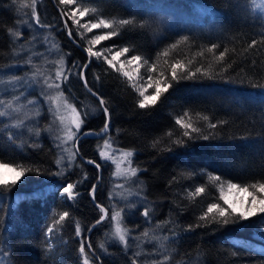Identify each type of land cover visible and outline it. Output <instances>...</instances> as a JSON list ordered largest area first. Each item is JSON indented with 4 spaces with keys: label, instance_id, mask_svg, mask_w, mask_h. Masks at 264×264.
Returning a JSON list of instances; mask_svg holds the SVG:
<instances>
[{
    "label": "trees",
    "instance_id": "16d2710c",
    "mask_svg": "<svg viewBox=\"0 0 264 264\" xmlns=\"http://www.w3.org/2000/svg\"><path fill=\"white\" fill-rule=\"evenodd\" d=\"M21 3L22 0H0V95L4 94V78H10L14 71L33 69L38 59L35 49L40 46L37 40L46 36L65 57V70H71L69 80L61 85L65 96L82 114L87 113L80 133L100 132L108 118L98 99L81 82L79 67L73 64L86 63L88 55L84 49L89 46L88 40L111 29H93L82 39L77 26L63 17L72 38L79 43L77 46L68 37L60 14L62 9L68 11L74 6L65 8L59 5V0H38L41 23L51 25L42 28L31 18V9L22 8ZM77 3L82 8L97 7L108 19L135 17L138 21L135 26L120 28L119 35L102 41L95 46L96 50L128 46L133 51L127 56L137 54L149 64L156 63L157 72L164 71L169 79L170 64L177 60L187 66L186 70L195 71L198 67L210 70L214 78L198 73L195 79L173 81L156 105L141 109L138 93L127 78L109 68L103 59L93 57L85 75L89 87L107 101L111 114L109 128L101 135H82L77 147L80 156L86 159L77 155L65 170L56 164L59 148L46 128L51 116L42 97L41 117L35 122L13 127L11 116L0 117V159L38 169L27 173L10 191L0 188V253H7L4 256L8 264H82L78 249L81 239H87L101 264H132L133 258L139 264H153L163 255L172 257L168 264H264V214L228 224L210 222L212 214L209 221L199 220L210 203L227 207L219 199L218 183L211 182L210 175L242 185L264 181V88L256 86L264 84V44L241 54L251 40H261L264 15L254 9L251 0H77ZM99 15L90 13L81 18V23L96 20ZM9 28L20 31L22 36L14 39ZM185 36L186 43L169 48ZM213 44L219 47L209 53L207 49ZM225 48L229 49L225 60L217 63L215 57ZM166 49L167 57L163 56ZM29 58L33 63H27ZM229 64L231 67H227ZM140 74L143 80L139 83H143L150 74L148 65L140 68ZM152 91L150 88L148 94ZM0 99L6 101L7 97ZM185 112L204 134L211 133L209 139L184 138L185 146L171 144L183 132L175 121ZM203 116L209 117L217 128L209 129V121H204ZM168 131L174 133L171 138L165 135ZM103 135L113 145L132 149V165L140 169L133 177L137 191L128 190L127 200L115 204L117 209L124 210V224L130 229L128 248L108 239L106 220L87 232L101 215L97 204L109 208L110 213L113 207L107 182L111 167L99 156ZM157 139L161 143L153 147ZM168 147L172 151L165 150ZM88 160L101 165L100 174ZM61 171L62 175H56ZM68 183H77L79 195L75 200L61 195V188ZM94 184L95 200L90 195ZM201 185L205 191L190 197L189 192ZM145 207L151 209L147 220L142 215ZM63 211H68L70 217L49 236L47 228ZM76 221L85 230L79 237L75 233ZM197 223L206 226L188 230L189 225ZM145 229L149 237L141 235ZM101 242L107 251L99 247ZM88 251L93 263L98 264ZM135 252L141 255L134 257Z\"/></svg>",
    "mask_w": 264,
    "mask_h": 264
},
{
    "label": "snow or ice",
    "instance_id": "6c2138e0",
    "mask_svg": "<svg viewBox=\"0 0 264 264\" xmlns=\"http://www.w3.org/2000/svg\"><path fill=\"white\" fill-rule=\"evenodd\" d=\"M37 4L38 0H22L21 7L22 8H30L31 18L35 21L36 25H39L42 28H50L51 25L42 24L40 21L39 14L37 12ZM251 4L253 5L254 9L259 10V12L264 15V0H251ZM59 5L64 6L65 8L71 7L68 11L61 10V16L67 17L68 20H71L74 25L77 26L78 34L81 38H84V34L86 32H92L93 29H111L110 31L104 32L103 34H98L93 36L91 39L88 40V47L84 49V51L88 55V61L80 66L73 64V67H79V72L77 73L79 78L83 81L84 87L88 89V92L91 93L93 96H96L99 100V106L102 108L103 113L106 118H108L101 129V132H107L109 128L110 120V111L109 107L107 106V101L102 97L99 96L97 92H94L91 87H89L88 80L86 78L85 72L89 67V64L92 61V58L95 57L97 60L103 59V61L111 68L112 70L121 73L123 77L127 78L129 85L138 93V107L141 109H146L151 106L156 105L161 97L166 93L169 88L173 86L172 82H179L181 79H195L197 74H201L203 76L208 77L209 79L214 78L212 72L207 69H203L202 67H198L195 71H191L190 69L186 70V65L180 61H174L170 64V79L168 75L164 71L157 72V64L152 63L149 64V61L143 58L141 55L133 54L131 56H127L130 51H133L132 48L128 46L120 47L116 49V46H111L106 49L101 50H94L96 45H99L102 41L108 40L120 34L119 29L125 26L133 25L135 26L138 21L135 17L132 18H116L113 17L112 19L105 18L102 11L99 10L97 7H81L80 4L77 3V0H59ZM100 13L99 18L96 20H89L85 23H81V18L86 17L90 13L97 14ZM140 27H143V22H139ZM119 26V27H118ZM65 28H68L67 20H65ZM79 29H84V32H79ZM9 35L14 39H18L22 36V33L18 30H14L12 28L8 29ZM68 35L71 36L72 32L71 29L68 30ZM188 37H182L181 41H177L175 44L169 46L170 49H175L181 42H187ZM264 44V32L261 33V40L257 41L256 39L251 40L248 44L247 48L243 50L241 53L249 52L251 49H256L258 45ZM53 48L56 47L55 44L52 45ZM219 47L217 44H213L210 48L207 49L209 53H214L215 50ZM115 49V50H114ZM235 52V49H232ZM229 52V49L225 48L223 51L220 52L219 56L215 57V61L217 63L223 62L225 60L226 54ZM107 53V54H105ZM169 55V51L166 49L163 51V56L167 57ZM203 55V52L200 53ZM110 57V58H109ZM124 57V59H121ZM159 58V54H158ZM31 58L28 59L27 63H31ZM56 66L55 68V75L54 77L45 75L39 68L33 73V75H41L44 76V84L47 86L48 89H56L57 91L47 97L48 101H50L53 107L49 108L50 112H53L55 118L60 122L62 126V136L58 137L60 140L61 145H68L71 144V147L64 148L63 151L67 153V159L69 161L68 166L71 167L73 161H75L77 155L79 154V148L77 144L79 142V134L81 131L82 126L85 124V117L87 113H81V111L72 103L69 102L67 97H65L64 91L61 88V85L66 83L69 80V76L71 75V70H65V57L62 55L60 58L53 62ZM165 63L167 64L168 61L166 60ZM192 61H189L191 64ZM255 65V61L252 62ZM135 65L134 68L131 66ZM148 65L149 75L147 76V80L143 83H139L140 80H143V76L140 74V68ZM211 67V66H209ZM227 67H231L229 64ZM130 69V70H129ZM179 70V71H178ZM227 68L223 69L226 71ZM186 74H183L185 73ZM18 79V78H14ZM97 80L100 79L99 76L96 77ZM257 87L264 88V84H258ZM153 89V91L148 94L149 89ZM19 97L13 98V100H3L0 99V106H3V110H0V117H8L12 113H20L22 106L15 103ZM29 103H33V101H29ZM38 114V113H37ZM185 117H188L185 120ZM204 121H209V117L203 116L201 117ZM23 123L22 120L17 118L16 122L12 125L13 127H20ZM177 125L183 132L177 136L176 139L171 140V144L177 146H185L187 144V140L193 139H209V134H204L202 132L201 127L195 126L191 117L189 116L188 112H185L183 116L178 117L175 121ZM224 123V122H221ZM209 129H216L217 124L208 122ZM38 134V133H37ZM90 132H85L83 135L87 136L90 135ZM167 137L171 138L174 133L172 131H168L165 134ZM184 138H187L185 140ZM159 143H161L160 139L153 141V147H156ZM111 143L109 140L104 141V145L101 148L99 155L100 158L103 160H110L112 163L116 165V170L113 173L116 177H123L126 180H131L133 177L137 176V173L140 169L132 166V157L134 155L132 150H121L120 151V158L117 159L114 157L111 152ZM167 151H172L171 147L166 148ZM64 157L61 156L59 159L56 160V164L58 166L62 165ZM87 163L94 164L97 169L101 167L99 163H96L94 160H88ZM127 164V167H122V165ZM0 169L10 171L14 173L12 177H6L3 172H0V188L11 190L18 181L21 180L27 173L38 171V169H33L31 167H26L21 164H13L12 162H4L0 159ZM63 172H58L56 175H62ZM209 179L213 183H218V189L220 192L219 199L224 202L227 207L221 206L219 203H210L207 206V210L199 217L200 221H209V216L212 214V219L210 222L215 223H223L228 224L238 223L240 221L248 220L251 217L257 216L258 214H264V181L257 180L252 183L247 184H239L233 183L231 181L225 182L222 180L220 176H209ZM79 183V182H77ZM77 183H68L66 186L63 187L61 195L65 196L68 200H75L76 197L79 195V192L76 191ZM226 183V188H225ZM119 188H123L124 185H117ZM96 185H92L91 193L93 200H95V193H96ZM205 191V186L201 185L196 187L194 192H189V196L195 198L199 196L201 193ZM233 193H246L250 200H245L241 198H237V200H230L229 196ZM131 195V193H129ZM110 193V197H111ZM119 195V194H118ZM138 195V193H137ZM96 207L99 209L101 215L95 221V224L88 229L90 232L92 228L96 227V225L102 224L105 220L110 219L111 221V237L118 240L121 245L125 248L129 246V236H130V229L125 226L124 224V216H123V209H117L115 206L111 209V215H109L110 210L109 208L97 204ZM142 215L147 219L150 218L151 209L148 207L144 208ZM58 218L53 220L51 226L47 228V234L50 236L56 230H58V226L62 227L64 222L70 217V213L68 211H63L62 213L57 214ZM219 217V219H217ZM230 217H234L230 221ZM163 223V222H162ZM206 226L205 224L197 223L195 226L189 225L188 230H193L194 227H201ZM159 227V225H157ZM85 230L81 227L79 221L75 223V233L76 235L82 236ZM141 235L143 237H149V231L145 229ZM153 239H159L157 237H152ZM139 239V237H136ZM167 240V237L163 238ZM87 249L92 250V244L90 241L86 239H81L80 246H79V253L81 256L82 264H93L92 258L89 256V251ZM49 249H51L52 245H48ZM101 249L107 251L105 244L101 242L99 244ZM161 248H164V245H160ZM0 255H7L6 252L0 253ZM140 252H135L134 257L140 256ZM172 259L170 255H163L162 259L154 261L153 264H168V262ZM0 264H5L3 259H0ZM132 264H139L138 260L133 258Z\"/></svg>",
    "mask_w": 264,
    "mask_h": 264
},
{
    "label": "rangeland",
    "instance_id": "374dc122",
    "mask_svg": "<svg viewBox=\"0 0 264 264\" xmlns=\"http://www.w3.org/2000/svg\"><path fill=\"white\" fill-rule=\"evenodd\" d=\"M37 42L40 43L39 48L35 49V55H38V59H33L35 62L33 63V69L25 72L20 71H14L12 76L10 78H4V88L2 91L4 92L3 95H0L1 97H7L6 101L15 97H19L18 100L15 101L16 104L21 105L22 109L20 113H12L10 116L11 120L15 123L17 118L22 120L23 122H35L38 120L41 114V103L39 101V98L42 97L44 103L48 106V108L53 107L48 101L47 97L50 95H53L57 90L56 89H48L47 86L44 84V76L41 75H33V73L36 71L37 68H39L45 75L54 77L55 75V64L54 61L58 60L61 56V51L59 50L58 46L56 45L55 48L52 47L54 43L48 41V38L45 36L40 37ZM96 50V49H94ZM34 58V57H32ZM110 58V57H109ZM121 59H124L122 57ZM135 65L131 66L133 68ZM130 70V69H129ZM18 78V79H14ZM66 97V96H65ZM29 101H33V103H29ZM70 103H72L69 100ZM49 112V115L51 116V119L49 121V124L47 125V129L50 130L52 137H54L55 143L57 145L58 150V159L63 156L64 160L62 165L60 167L65 170L66 167H69V161L67 159V153L63 151L64 148L71 147V144L68 145H61L60 140L58 137L62 136V126L60 125V122L55 118L53 115V112ZM38 113V114H37ZM41 125H44V119L41 118L40 120ZM109 140L111 143V154L116 157L117 159L120 158V151L121 150H132L130 148H122L118 147L116 145H113L110 138L107 135H103L102 142L100 144L101 148L104 145V141ZM100 148V150H101ZM99 150V152H100ZM100 156V155H99ZM132 159V158H131ZM103 160V159H102ZM104 162H107L110 164L111 170L108 175V184H109V195L112 194L110 199L112 200L111 204L112 206H115L118 201H125L128 198V190H134L137 191L136 183L134 184L133 178L131 180H126L123 177H116L113 175V173L116 170V165L112 163L110 160H103ZM133 166V165H132ZM122 167H127V164L125 163L122 165ZM134 167V166H133ZM101 168V167H100ZM0 172H3L6 177H12L14 173L0 169ZM124 185L123 188L117 187V185ZM67 185V184H66ZM66 185H63L66 186ZM61 188V191L63 189ZM226 188V186H225ZM119 194V195H118ZM114 197V198H112ZM237 198L250 200L251 198L247 196L246 193H233L229 196L230 200H237ZM120 209V208H118ZM111 215V213L109 214ZM108 222V239L112 240L113 242L119 243L118 240L111 237L112 227H111V221L110 219L106 220ZM88 241V240H87ZM92 251L94 252L93 248ZM92 254V253H91ZM0 259H3L5 264H8L6 258L4 255H0ZM94 264V263H93Z\"/></svg>",
    "mask_w": 264,
    "mask_h": 264
},
{
    "label": "water",
    "instance_id": "95a60500",
    "mask_svg": "<svg viewBox=\"0 0 264 264\" xmlns=\"http://www.w3.org/2000/svg\"><path fill=\"white\" fill-rule=\"evenodd\" d=\"M62 19H63L64 25H65V18L62 17ZM66 29H67V35H68V30H69V29H68V28H66ZM68 37L70 38V40H72V41L74 42V44H76L77 46L79 45L78 41H76L75 39H73L72 36H69V35H68ZM87 57H88V56H87ZM81 82L83 83L82 80H81ZM83 85H84V83H83ZM86 90L88 91L87 88H86ZM94 92H95V91H94ZM90 94H91V93H90ZM95 97H96V96H95ZM96 98H97V97H96ZM97 99H98V98H97ZM98 102H99V100H98ZM85 132H89V131H82V132L79 134V138L82 137L83 133H85ZM90 133H93L94 135H101L103 132H101V131H100V132H94V131H92V132H90ZM78 155H79L80 158H82V159L84 158V157H81L80 154H78ZM84 159H86V158H84ZM100 170H101V168H99V172H98L99 174H100ZM97 219H98V218H97ZM94 224H95V223H94ZM92 225H93V224H92ZM92 225H91V226H92ZM90 228H91V227H90ZM87 232H89V231H87ZM86 240H87V239H86ZM90 252L95 256V258H96V260H97V263H98V264H101L100 259H99V256H98L97 254H95V252H93L92 250H90Z\"/></svg>",
    "mask_w": 264,
    "mask_h": 264
}]
</instances>
